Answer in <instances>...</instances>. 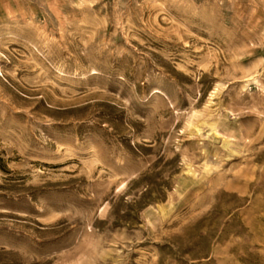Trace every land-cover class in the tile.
<instances>
[{"label":"rangeland","instance_id":"1","mask_svg":"<svg viewBox=\"0 0 264 264\" xmlns=\"http://www.w3.org/2000/svg\"><path fill=\"white\" fill-rule=\"evenodd\" d=\"M0 264H264V0H0Z\"/></svg>","mask_w":264,"mask_h":264}]
</instances>
